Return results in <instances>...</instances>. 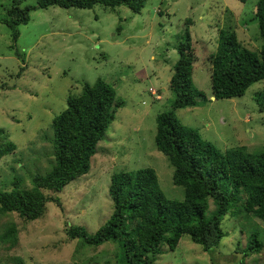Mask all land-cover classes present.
<instances>
[{"label":"rangeland","instance_id":"rangeland-1","mask_svg":"<svg viewBox=\"0 0 264 264\" xmlns=\"http://www.w3.org/2000/svg\"><path fill=\"white\" fill-rule=\"evenodd\" d=\"M256 1L145 0L136 14L124 6L37 8L28 12L26 24L16 27L14 42L0 21V129L6 135L0 143L15 146L0 158V191L10 190L14 180L19 189L29 190L31 178L51 168V120L65 108L68 97L79 94L82 83L100 79L120 102L88 172L60 192L42 191L56 198L59 207L47 202L44 214L29 222L15 213H0V264H120L117 242L90 247L67 239L66 225L93 234L111 213L109 177L120 171L151 168L164 197L182 200L183 189L172 184V168L153 143L156 115L172 110L167 78L177 59L174 48L182 41L187 21L196 56L191 79L208 97L207 57L215 50L218 30L233 31L247 50L259 49ZM28 4L33 1L23 5ZM9 5L10 0H0V20ZM149 87L158 101L149 96ZM262 91L264 80L249 86L241 97L207 98L195 109L172 111L180 124L195 129L218 151L243 147L254 154L264 148V114L254 100ZM240 207L241 201L236 202L221 218L224 236L210 252L182 235L173 251L163 247L152 264H264V221ZM212 210L208 200L204 217ZM252 234L262 249L245 255L246 239Z\"/></svg>","mask_w":264,"mask_h":264},{"label":"trees","instance_id":"trees-1","mask_svg":"<svg viewBox=\"0 0 264 264\" xmlns=\"http://www.w3.org/2000/svg\"><path fill=\"white\" fill-rule=\"evenodd\" d=\"M27 1L30 0H10L5 17L0 20L11 31L12 42L18 37L16 27L26 24L28 12L37 8L124 6L136 14L145 0H31L33 4L23 5ZM253 18L261 40L255 52L244 48L233 31L218 30L215 50L207 57L209 90L214 100L241 97L249 86L264 80V0L256 1ZM184 23L182 41L174 48L177 59L168 80V89L173 94L172 110L198 107L207 101L191 79L196 56L188 22ZM254 100L258 112L264 114V91ZM119 104L113 88L102 80L82 83L79 94L68 97L65 108L51 120V168L43 175H34L29 190L19 189L18 181L14 180L10 190L0 191V213H15L29 222L44 214L47 202L59 207L56 198L42 191L60 192L88 172L96 145L104 138ZM172 110L156 115L153 143L172 168V184L183 189L182 200L164 197L151 168L112 173L108 185L112 209L106 221L93 234L80 226L66 225L67 239H78L94 248L105 242H117L121 249L120 264H152L163 247L173 251L182 235H188L204 252L216 248L224 236L221 218L236 202L241 201L244 213L264 221V148L254 154L243 147L228 148L222 153L201 139L195 129L180 124ZM5 138L0 129V140ZM14 150L9 141L0 143V158ZM208 200L213 210L205 218ZM261 249L256 234L247 237L245 255L258 254Z\"/></svg>","mask_w":264,"mask_h":264},{"label":"built area","instance_id":"built-area-1","mask_svg":"<svg viewBox=\"0 0 264 264\" xmlns=\"http://www.w3.org/2000/svg\"><path fill=\"white\" fill-rule=\"evenodd\" d=\"M148 94L153 98V100H159V96L156 95L152 88L147 89Z\"/></svg>","mask_w":264,"mask_h":264},{"label":"crops","instance_id":"crops-1","mask_svg":"<svg viewBox=\"0 0 264 264\" xmlns=\"http://www.w3.org/2000/svg\"><path fill=\"white\" fill-rule=\"evenodd\" d=\"M196 61V60H195ZM171 75V74H170ZM170 75H169V77H170ZM169 77L167 78L168 80H169ZM168 80H167V83H168ZM150 88V87H149ZM150 96V95H149ZM151 97V96H150ZM207 98H211L210 97V94H209V96L207 97ZM196 107H194V108H191V109H195ZM177 110V109H176ZM189 110V109H188Z\"/></svg>","mask_w":264,"mask_h":264},{"label":"water","instance_id":"water-1","mask_svg":"<svg viewBox=\"0 0 264 264\" xmlns=\"http://www.w3.org/2000/svg\"><path fill=\"white\" fill-rule=\"evenodd\" d=\"M211 99L213 100V98L211 97Z\"/></svg>","mask_w":264,"mask_h":264},{"label":"clouds","instance_id":"clouds-1","mask_svg":"<svg viewBox=\"0 0 264 264\" xmlns=\"http://www.w3.org/2000/svg\"><path fill=\"white\" fill-rule=\"evenodd\" d=\"M158 101V100H157Z\"/></svg>","mask_w":264,"mask_h":264}]
</instances>
